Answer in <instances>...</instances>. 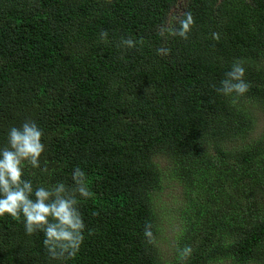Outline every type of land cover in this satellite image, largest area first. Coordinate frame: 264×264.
Here are the masks:
<instances>
[{
	"label": "trees",
	"instance_id": "trees-1",
	"mask_svg": "<svg viewBox=\"0 0 264 264\" xmlns=\"http://www.w3.org/2000/svg\"><path fill=\"white\" fill-rule=\"evenodd\" d=\"M184 12L195 21L188 39H162L158 29ZM121 37L136 48L118 47ZM162 46L169 55H157ZM235 60L250 88L233 103L216 88ZM255 112L264 122V0H0V147L32 120L41 168L55 171L27 168L24 179L71 185L80 167L95 193L79 206L85 240L67 264H177V245L193 249L186 264H264ZM175 183L177 202L162 207ZM170 212L166 261L158 240ZM43 239L26 235L23 218H0V264H63Z\"/></svg>",
	"mask_w": 264,
	"mask_h": 264
},
{
	"label": "clouds",
	"instance_id": "clouds-1",
	"mask_svg": "<svg viewBox=\"0 0 264 264\" xmlns=\"http://www.w3.org/2000/svg\"><path fill=\"white\" fill-rule=\"evenodd\" d=\"M194 24L191 12H184L174 16L170 24L160 27L157 34L164 40L170 37L187 40ZM100 37L102 42H108L107 31H101ZM212 38L218 41L220 34L213 32ZM117 46L134 49L137 41L121 37ZM156 51L161 56L171 52L163 46ZM245 73L244 61L235 60L216 88L217 93L233 98L232 102L236 103L250 88L245 81ZM43 137L42 129L32 120L8 129L6 143L0 147V218L9 216L16 221L23 218L26 235L43 233L45 255L52 261L67 264L76 258L85 240L86 225L79 206L82 201L93 199L95 193L89 187L87 174L80 167L73 169L71 185L58 181L34 188L31 180L24 179L27 168L39 169L49 175L55 171L48 169L47 162L41 168V157L45 151ZM88 234H92L91 230ZM144 237L148 244L155 245L151 223L145 225ZM192 252L190 245L183 248L177 245V264H186Z\"/></svg>",
	"mask_w": 264,
	"mask_h": 264
},
{
	"label": "rangeland",
	"instance_id": "rangeland-1",
	"mask_svg": "<svg viewBox=\"0 0 264 264\" xmlns=\"http://www.w3.org/2000/svg\"><path fill=\"white\" fill-rule=\"evenodd\" d=\"M258 119H257V125H256V129L257 131L260 130L263 125L264 122L262 121V115L259 112H255L254 113ZM171 185V183L169 184ZM174 190H171L172 188H174ZM179 197V188L177 186V184H172V187H167L165 188L159 195V201H161L162 207L166 205H169V207H173L174 202L172 201H176ZM161 227V231H162V238L161 236L159 237L160 239L159 241V251L161 253L162 257H165L166 261L169 259L170 254H171V247L173 246V241L171 239L172 237V232L175 231L176 228V221L174 219V215L172 212L168 213L167 216L164 218L163 222L160 225Z\"/></svg>",
	"mask_w": 264,
	"mask_h": 264
}]
</instances>
